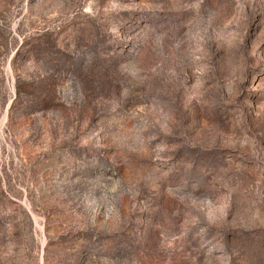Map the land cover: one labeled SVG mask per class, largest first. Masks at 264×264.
<instances>
[{
	"label": "rangeland",
	"instance_id": "1",
	"mask_svg": "<svg viewBox=\"0 0 264 264\" xmlns=\"http://www.w3.org/2000/svg\"><path fill=\"white\" fill-rule=\"evenodd\" d=\"M0 264H264V0H0Z\"/></svg>",
	"mask_w": 264,
	"mask_h": 264
}]
</instances>
